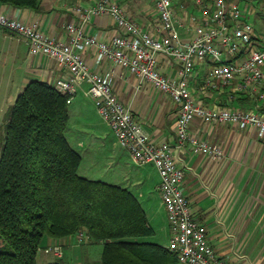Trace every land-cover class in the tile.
I'll list each match as a JSON object with an SVG mask.
<instances>
[{
	"label": "crops",
	"instance_id": "0c3cea01",
	"mask_svg": "<svg viewBox=\"0 0 264 264\" xmlns=\"http://www.w3.org/2000/svg\"><path fill=\"white\" fill-rule=\"evenodd\" d=\"M115 1L127 16L149 31H156L158 14L154 0ZM238 1L242 8L251 11L249 18L255 23L258 13L256 2ZM94 2L95 0H40L38 9L0 3V12L23 22L37 21L47 34L66 40L68 37L66 25L80 21L77 7L86 8ZM150 3L153 4V8ZM177 3H180L179 6ZM173 6L180 23L181 37L188 41L194 34L191 26L188 27L189 14L200 15L201 5L197 4L196 0H173ZM255 25L262 35L261 42L264 43V24ZM84 29L87 33L104 40L119 31L115 19L107 14L93 16L84 25ZM246 51V48L242 47L239 54L228 58L242 56ZM83 54L93 70L111 76L113 91L131 110L150 139L156 142L174 140L178 108L167 92L107 59L97 62L94 48H86ZM7 62L11 68L0 74V105L11 101L12 106L31 81L39 80L52 85L61 73L57 61L45 55L31 54L25 40L0 28V66L5 65L8 68ZM196 62L195 72L189 82L198 98L206 105L231 104L235 108L264 111V97L252 92L238 91L235 86H229L221 91L213 89L206 92L197 91L200 76L210 67L211 61L205 59ZM158 66L164 74L177 77L179 68L173 58L159 55ZM86 88L87 84H83L77 89L71 101L76 100L74 112L81 116L80 123L86 128L93 126L87 111L93 114L97 123L106 125L105 128L98 129L100 137H110L109 156L118 157L120 162L118 171L111 177L124 179L122 184L117 185L129 189L139 200L153 229L149 236L156 237L158 232L163 233L160 242H145L167 248L170 229L167 212L157 190L160 177L156 166L153 163L137 165L129 152L121 148L115 134L99 115L94 100L85 93ZM261 91H264V85ZM69 114L71 118L70 110ZM190 130L208 145L220 150L219 153L204 152L188 144L176 151L177 159L184 169L183 187L191 202L195 218L206 225L209 242L221 258L232 264H264V135H259L254 125L207 122L199 117L191 121ZM77 145L82 150L84 142L78 140ZM81 156L83 160V155ZM128 161L137 166H127ZM52 242H59L64 246V256L60 259L62 264H97L102 255V251L97 250L98 246L103 250L102 242L92 240L79 242L74 234L58 239L46 237L41 246ZM38 263L48 264L46 254L40 250L37 254Z\"/></svg>",
	"mask_w": 264,
	"mask_h": 264
},
{
	"label": "built area",
	"instance_id": "2783aa9c",
	"mask_svg": "<svg viewBox=\"0 0 264 264\" xmlns=\"http://www.w3.org/2000/svg\"><path fill=\"white\" fill-rule=\"evenodd\" d=\"M154 2L158 14L155 32L127 16L115 0H95L86 8L77 7L80 21L66 25V40L47 34L37 21L23 22L3 12H0V28L25 40L31 54L45 55L58 62L61 73L52 85L68 95L69 103L77 89L87 84L85 93L94 100L99 115L115 134L118 144L129 152L135 163L156 166L160 177L157 190L170 229L167 249L184 264H232L219 256L209 242L206 225L195 218L183 187L184 169L176 151L191 144L204 152H220L191 132L190 123L195 117L207 122L254 125L259 135H264V111L206 105L189 82L196 60L209 59L211 65L202 72L197 91H221L235 86L238 91L264 97L261 91L264 85L262 35L249 18L251 11L242 8L238 0H196L201 5V14H189L188 27L191 26L194 34L184 41L173 0ZM99 14L111 15L116 21L119 31L109 39H100L84 29V25ZM89 47L94 48L97 62L107 59L150 81L173 98L178 116L172 142H156L147 136L131 110L113 91L111 76L88 65L83 51ZM242 47L247 50L244 55L228 58L239 54ZM159 55L173 58L179 68L177 77L160 70ZM75 236L79 242L91 240L86 228H80ZM43 250L56 258L64 255V246L59 242Z\"/></svg>",
	"mask_w": 264,
	"mask_h": 264
},
{
	"label": "trees",
	"instance_id": "16d2710c",
	"mask_svg": "<svg viewBox=\"0 0 264 264\" xmlns=\"http://www.w3.org/2000/svg\"><path fill=\"white\" fill-rule=\"evenodd\" d=\"M38 9L40 0H0ZM68 95L27 84L5 114L0 150V264H37L46 237L86 228L102 242L97 264H178L167 248L133 238L153 229L127 188L79 174L82 156L69 143ZM60 264V262H56Z\"/></svg>",
	"mask_w": 264,
	"mask_h": 264
},
{
	"label": "rangeland",
	"instance_id": "374dc122",
	"mask_svg": "<svg viewBox=\"0 0 264 264\" xmlns=\"http://www.w3.org/2000/svg\"><path fill=\"white\" fill-rule=\"evenodd\" d=\"M254 1L256 2L258 6V13L255 18L256 19L255 23L261 26L262 24H264V0H254ZM179 4L180 3H177L176 5L179 6ZM150 6L152 7L153 4L150 3ZM7 66L8 68L5 67V65L0 66V74H2V72L5 71V69L9 70V68H11V65L9 64V62H7ZM10 102L11 101H7L5 104L0 105V150H1L2 141H3V134H4L5 114L8 111L9 107L11 106ZM0 104H1V101H0ZM75 104H76V100L69 103V110L71 113V118H70V121H69V124L67 126L65 133H66V137L69 143L71 144V146H73L83 155V160L78 169L79 174L87 178H90V179L102 180L105 182H110V183H115V184H120V183L122 184L124 179H117V177H111L112 174L118 171V168L120 167L119 166L120 162H119L118 157L113 158L109 156V154L111 155V151H110L111 144H110V139H109L110 137L109 138L100 137L101 133L98 130L100 128H105L106 125L104 123H101V124L97 123V121L94 120L93 114L90 111H87L88 113L87 115H88V118H90V121L93 124V126L86 128L83 125H81L80 123L81 116L78 115L76 112H74ZM228 105L230 107H234L231 104H228ZM240 109H246V108L240 107ZM78 140H81L84 142L83 148L81 147L82 150L78 148L79 147L77 145ZM137 165L133 162L132 163H130L129 161L127 162V166H130V167L137 166ZM152 197L154 196L152 195ZM161 234L163 233L158 232L156 237L145 236V237L133 238V240L160 242ZM44 247L40 249L41 253L44 252L43 250ZM100 248L101 247L99 246L97 247L98 252L102 251ZM45 254L47 256L48 264H56V262H60V259H62L64 256L63 255L61 258H56L48 253H45ZM38 264H44V263H38ZM178 264H184V263L178 260Z\"/></svg>",
	"mask_w": 264,
	"mask_h": 264
}]
</instances>
